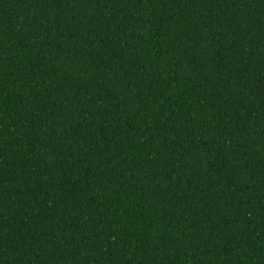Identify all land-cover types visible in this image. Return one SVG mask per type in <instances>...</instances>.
Instances as JSON below:
<instances>
[{"label": "trees", "instance_id": "trees-1", "mask_svg": "<svg viewBox=\"0 0 264 264\" xmlns=\"http://www.w3.org/2000/svg\"><path fill=\"white\" fill-rule=\"evenodd\" d=\"M0 264H264V0H0Z\"/></svg>", "mask_w": 264, "mask_h": 264}]
</instances>
